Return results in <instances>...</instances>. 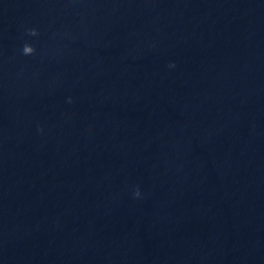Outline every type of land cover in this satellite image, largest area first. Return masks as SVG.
I'll return each mask as SVG.
<instances>
[{"label": "clouds", "instance_id": "9594fccd", "mask_svg": "<svg viewBox=\"0 0 264 264\" xmlns=\"http://www.w3.org/2000/svg\"><path fill=\"white\" fill-rule=\"evenodd\" d=\"M28 34L29 35H32V36H36L38 33H37V30L36 29H29L28 30ZM22 52H23L24 55H32V54H34L35 49H34V47L31 44H27L26 43L23 46ZM174 66L175 65H170V67H174ZM135 195H137V196L140 195L139 190L136 191Z\"/></svg>", "mask_w": 264, "mask_h": 264}]
</instances>
